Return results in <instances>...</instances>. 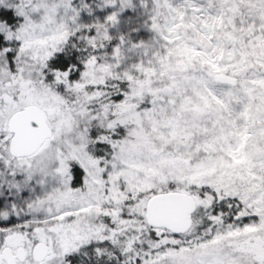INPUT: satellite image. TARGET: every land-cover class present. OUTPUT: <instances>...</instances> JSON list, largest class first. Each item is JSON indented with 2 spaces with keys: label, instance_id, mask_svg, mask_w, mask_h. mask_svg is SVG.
I'll use <instances>...</instances> for the list:
<instances>
[{
  "label": "snow or ice",
  "instance_id": "6c2138e0",
  "mask_svg": "<svg viewBox=\"0 0 264 264\" xmlns=\"http://www.w3.org/2000/svg\"><path fill=\"white\" fill-rule=\"evenodd\" d=\"M0 264H264V0H0Z\"/></svg>",
  "mask_w": 264,
  "mask_h": 264
}]
</instances>
